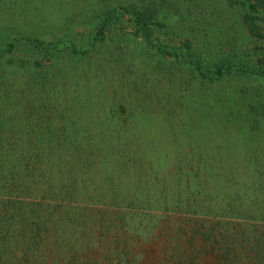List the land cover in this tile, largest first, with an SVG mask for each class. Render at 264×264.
<instances>
[{"label": "rangeland", "instance_id": "1", "mask_svg": "<svg viewBox=\"0 0 264 264\" xmlns=\"http://www.w3.org/2000/svg\"><path fill=\"white\" fill-rule=\"evenodd\" d=\"M145 10L163 27L134 35ZM241 15L227 0H0V149H92L86 183L102 162L117 180L115 159L129 158L118 179L129 195L149 166L190 163L166 177L167 206L125 216L129 234L155 243L99 223L108 236L91 264H225L223 229L264 225L236 213L255 183L246 165L264 167V39ZM206 177L210 196H176V180Z\"/></svg>", "mask_w": 264, "mask_h": 264}, {"label": "trees", "instance_id": "2", "mask_svg": "<svg viewBox=\"0 0 264 264\" xmlns=\"http://www.w3.org/2000/svg\"><path fill=\"white\" fill-rule=\"evenodd\" d=\"M227 1L241 8L242 23L247 33L255 39H264V0ZM135 15L137 31L132 33L134 35L149 32L152 26L163 27L155 19V11L145 10ZM144 35L147 37L148 33ZM184 43L186 48H190L188 41ZM7 62L14 63L12 58H8ZM119 140L125 145L139 142L137 137H121ZM92 154L96 157L97 151L0 149V264H91L87 256L96 252L108 236L106 230L109 227L96 225L111 224L114 231L128 233L125 216L130 213H157L160 211L158 207L167 206L159 199L167 198L166 193L173 190L166 177L181 173L184 166L190 165L189 162L176 164L172 166L176 172H171L162 169L161 164H151L148 173L138 177V189L129 195L122 193L118 185V179L128 175V168H132L126 165L129 158L115 159L121 168L117 180L102 162L95 165L86 183L81 178L82 166L86 169L93 167L90 162ZM106 154L109 159L112 158L108 152ZM138 165L141 166L140 163ZM246 166L252 171L251 180L255 183L250 198H243L245 202L242 203L248 208L236 213L264 224V167ZM138 171L140 175L142 169ZM225 178L230 181L229 177ZM150 180L153 181V193L147 195L144 187ZM211 186L213 184L207 177L194 184L187 178L176 180L175 194L186 197L184 200H197L210 196ZM244 188L243 185L242 190ZM227 202V206L233 208V201ZM249 207L256 208L260 214L255 217ZM239 216L238 220L243 222ZM228 227L219 234L226 238L225 244H222L226 246L222 254L225 264H264V225L250 223ZM128 235L144 247L155 243L148 235ZM239 247L242 252H238ZM122 250L124 253L119 251L117 254H126L131 258L139 254L133 248ZM242 254L244 257L238 256Z\"/></svg>", "mask_w": 264, "mask_h": 264}]
</instances>
